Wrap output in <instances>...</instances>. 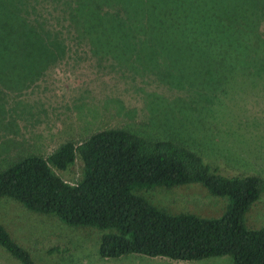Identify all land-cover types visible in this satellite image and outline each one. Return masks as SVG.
Instances as JSON below:
<instances>
[{
  "label": "trees",
  "instance_id": "16d2710c",
  "mask_svg": "<svg viewBox=\"0 0 264 264\" xmlns=\"http://www.w3.org/2000/svg\"><path fill=\"white\" fill-rule=\"evenodd\" d=\"M36 2L54 6L76 36L122 43L129 51V43L140 44L152 54L163 43L171 45L177 58L199 69L219 94L226 95L238 80L264 85V35L258 26L264 0H0V68L8 53L57 42L60 31L46 26L44 15L34 11ZM76 157L82 170L75 184L52 172L68 169ZM187 184L226 198L225 212L215 219L170 215L133 192ZM263 193L259 176L221 174L184 146L122 129L97 131L77 144L65 142L44 158L24 157L0 172V199L52 215L69 227L101 231L97 255L108 260L229 256L232 264H264V227L248 229L243 223ZM0 248L18 264H36L2 225ZM66 252L58 246L46 251Z\"/></svg>",
  "mask_w": 264,
  "mask_h": 264
},
{
  "label": "rangeland",
  "instance_id": "374dc122",
  "mask_svg": "<svg viewBox=\"0 0 264 264\" xmlns=\"http://www.w3.org/2000/svg\"><path fill=\"white\" fill-rule=\"evenodd\" d=\"M33 7L44 15L46 26L60 34L54 46L4 57L0 172L24 157L44 158L65 142L77 144L97 131L122 129L184 146L221 174H253L264 180V85L238 80L228 84L226 95L219 94L213 82L207 86L200 70L179 60L169 44L163 43L156 54L143 51L140 44L129 43L131 51L124 50L122 43L71 34L52 5L36 2ZM258 26L264 35V19ZM81 170L78 157L66 170L52 168L69 184L79 180ZM133 192L170 215L215 219L228 203L199 184ZM243 223L248 229L264 227V193L244 214ZM0 225L36 264H232L229 256L199 261L136 255L101 259V231L66 226L9 198L0 199ZM54 246L67 252L47 254ZM0 264L18 263L0 248Z\"/></svg>",
  "mask_w": 264,
  "mask_h": 264
}]
</instances>
